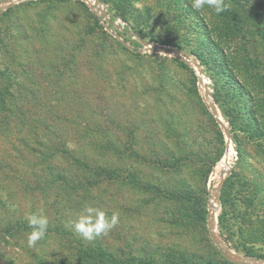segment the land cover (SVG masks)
Here are the masks:
<instances>
[{
  "label": "rangeland",
  "instance_id": "374dc122",
  "mask_svg": "<svg viewBox=\"0 0 264 264\" xmlns=\"http://www.w3.org/2000/svg\"><path fill=\"white\" fill-rule=\"evenodd\" d=\"M102 1L137 33L138 47L129 49L107 35L81 0L6 1L0 8V110L15 100L36 121L29 124L33 130L34 125L51 127L41 137L99 164L113 159L111 144L117 142L126 151L137 143L138 155H156L167 163L173 161L172 152L198 199H207L206 211L208 195L201 192L207 191V162L215 161L209 174L215 172L226 151L225 138L234 137L239 156L232 143L233 153L227 150L231 167L221 174L220 184L221 194L234 170L225 208L229 242L221 237L217 219L214 237L208 213L204 229L164 224L154 202H145L148 196L109 181L88 186L82 204L76 205L51 180L48 187L39 186L46 177L36 179L26 152L16 156L8 151L7 133L0 130V157L11 154L16 169L0 188L5 190H0L1 203L10 205L0 207L1 227L7 223L16 229L11 237L7 232L4 239L0 236V264H67L74 262L79 246L96 243L121 258L157 251L158 257L167 248L204 258L220 254L234 264H264V0H223L220 14L194 9L192 0ZM159 47L200 55L208 87L221 107L213 100L216 116L191 66L183 67L176 53ZM166 123L183 130L185 146L172 144ZM57 163L65 167L62 158ZM137 167L140 173L165 178L151 164ZM75 170L67 166L66 173ZM81 173L78 181H83ZM86 205L103 211L109 222L113 216L117 220L92 241L71 227ZM221 211L220 202L217 218ZM29 214L48 219L45 237L32 247L26 238ZM18 223L24 227L17 228ZM244 249L253 257L244 256Z\"/></svg>",
  "mask_w": 264,
  "mask_h": 264
},
{
  "label": "trees",
  "instance_id": "16d2710c",
  "mask_svg": "<svg viewBox=\"0 0 264 264\" xmlns=\"http://www.w3.org/2000/svg\"><path fill=\"white\" fill-rule=\"evenodd\" d=\"M114 16L125 20L115 11ZM99 27L101 28L100 25ZM135 34L137 35V33ZM134 44L138 47L137 43ZM163 45L171 46L169 44ZM174 47L178 48L177 46ZM188 53L193 55L203 66V59L200 55L194 51H188ZM180 64L183 67H187L182 61H180ZM204 73L206 77L210 78L206 69H204ZM211 95L214 102L221 110L213 91ZM23 98L24 97L21 99ZM16 101L18 102V99ZM0 102H4L2 97H0ZM12 105L13 106L10 108L2 107L0 110V130H3V133H7V137H3V139L10 144L8 151L16 156L20 155L22 152H26L30 158L27 161L30 162V167L32 166V169L30 170L33 174H36V179L40 177L44 181V178L46 177L44 184L41 183V181H38V185L42 186V188H44L43 185L47 186L48 181L51 180L50 182L58 187L68 201L73 202L76 205H81V200L85 199L88 186L90 185L97 186L102 182L109 181L116 183L121 187L129 186L131 189L139 192L140 195L148 196L147 199H145L146 203L152 200L155 204L154 207L160 209L162 218L159 219V222L179 228H189L190 226L197 227V225L199 227L201 225L204 229L207 214L205 207L207 205V199L205 198V201H200L198 199L196 189H194L193 184L187 179L188 177L184 175L186 169L182 166V161L180 158L174 156L172 152L170 153V158L173 159V161L167 163L168 159L161 160L156 155H153V159L147 157V154L138 155L136 152L140 151L141 148H138L137 143L129 145L126 151V146L121 142H117L115 145L111 144V147L114 150L111 154L114 157L110 162L99 164L98 162L89 159L87 156L80 159L75 156V151L73 149L62 144L60 141L49 142L41 137L40 134L42 132H51V127H47V125H34L36 130H33V126L29 124L31 122L35 123L36 121H32L31 116L28 115L27 111H25V109H20L15 100H12ZM165 126H167L165 127V130L171 132V138L175 141L172 142V144L175 146L186 145L183 141V130L180 132L178 131V128H173V126H170L168 123H166ZM180 126L183 128L181 123ZM149 132H152L150 135H152L151 138L153 137L152 140H154L155 136H153L154 132L152 123ZM2 136L4 135H1V137ZM232 143L235 146L236 154L239 156L234 137H232ZM108 147H110L109 144ZM103 150H107V146L103 147ZM10 155L11 154L9 153H5L0 157V188H3L5 184L8 185L11 180L10 175L16 173V169L11 165L12 157ZM61 158L64 162V168L57 163ZM186 161H188V159ZM214 162V160L207 162V167L203 174L204 179L208 177ZM141 163L151 164V166L159 171V173L165 175V178H160L159 175H146L140 173V171H136L137 165H140ZM127 164L128 168L126 166ZM67 166L74 167L76 172L69 173L67 171L68 173H66ZM125 169H129V172ZM78 171L82 172L81 178L83 181H78V175H76ZM233 173L234 170L232 171L231 176ZM168 174L176 176V179H170V181L169 177L166 176ZM231 176L225 180L222 187L220 194L222 211L217 218L220 235L226 242L229 241L225 237L224 232L227 226L225 208L229 203L227 197H229V192L233 185V183L229 182L231 181ZM41 190L43 189H39V191ZM201 193L205 194L206 197L208 195L207 191ZM138 202L141 204V199ZM168 205H173V208L168 210ZM9 206L10 205L6 204V202L1 203L0 201V207L4 208ZM170 211L171 213H169ZM166 214H169L168 216L170 217L165 216ZM24 224L25 223H18L17 228L24 227ZM1 225L2 223L0 222V236L3 237V239L6 237L5 232H7L8 237L13 236L12 234L16 229H12L13 227L7 223H3L2 227ZM3 227H5V229ZM25 227L26 231L32 230L28 226ZM233 246V248L238 251L239 247H235L234 244ZM171 250L167 248L164 249L158 257H156L157 251L152 254L144 253V255L141 254L135 256L125 255L121 258L114 252L109 251L102 244L96 243L90 247L79 246L76 251V259L74 262L67 264H234L224 259L220 254H218V258L214 259L212 256L204 258L199 257L197 254L191 255L189 253H180L178 251L171 253ZM242 253L246 257H253L252 253L248 250L244 249V251L242 250Z\"/></svg>",
  "mask_w": 264,
  "mask_h": 264
},
{
  "label": "built area",
  "instance_id": "2783aa9c",
  "mask_svg": "<svg viewBox=\"0 0 264 264\" xmlns=\"http://www.w3.org/2000/svg\"><path fill=\"white\" fill-rule=\"evenodd\" d=\"M6 1L0 0V8H2L3 6H6L4 5L7 3ZM12 1L15 2V0H12ZM81 2L85 5L88 11L94 16V18L96 19L98 24L101 26L103 31H105L109 36L113 37L114 39H116L117 41L126 45V47H129V48L132 44L138 42L137 35L131 30L129 25L124 20H122L120 17L114 16V11L113 9H111L109 5L102 2L101 0H81ZM189 55L190 57H185L181 59V61L184 64L191 66V68L193 69L198 79V82L201 85L202 84L204 85V86H201V88L204 91L207 104L213 105L215 107L213 99H212V95H211L212 91L208 87L209 82L207 81L204 70L200 62L193 55L191 54ZM189 59H191L192 61H190ZM225 143L227 146H226V151L224 155L222 156V158L225 156L228 149H230L233 153V145H232L231 139L227 140L225 138ZM230 164L231 162L229 163V167H231ZM229 167H228V170H229ZM223 177L224 176H222L221 178L218 177L216 171L215 172L212 171L209 174L208 179H207L208 207H209L210 199H212L215 192H217V195H218V188L220 187ZM219 199H220V194H219Z\"/></svg>",
  "mask_w": 264,
  "mask_h": 264
},
{
  "label": "clouds",
  "instance_id": "9594fccd",
  "mask_svg": "<svg viewBox=\"0 0 264 264\" xmlns=\"http://www.w3.org/2000/svg\"><path fill=\"white\" fill-rule=\"evenodd\" d=\"M137 7H140V5H137ZM192 7L197 10L207 7L216 14H220L225 10L223 0H192ZM116 222L115 216H113L111 222H109L105 219L103 211L86 205L83 212L72 222L71 227L74 232L83 239L92 241L97 236L107 233L115 226ZM27 224L28 227L32 229L27 233V243L29 247H32L45 237L48 219L45 216L29 214L27 216Z\"/></svg>",
  "mask_w": 264,
  "mask_h": 264
},
{
  "label": "bare ground",
  "instance_id": "6f19581e",
  "mask_svg": "<svg viewBox=\"0 0 264 264\" xmlns=\"http://www.w3.org/2000/svg\"><path fill=\"white\" fill-rule=\"evenodd\" d=\"M192 61L191 59H189ZM230 151L226 153V155L222 158V160L218 163L216 168V173L218 177H221V174L224 173L229 167V160H230ZM208 221L211 223V231L214 237H217V230H216V219L218 213V195L217 192L213 195L212 199L209 202L208 208ZM219 238V237H218ZM235 256V255H234Z\"/></svg>",
  "mask_w": 264,
  "mask_h": 264
},
{
  "label": "water",
  "instance_id": "95a60500",
  "mask_svg": "<svg viewBox=\"0 0 264 264\" xmlns=\"http://www.w3.org/2000/svg\"><path fill=\"white\" fill-rule=\"evenodd\" d=\"M126 46V45H125ZM129 48V47H128ZM130 49V48H129ZM158 50V49H157ZM159 50H161V51H167V52H171V53H176L179 57H180V59H183V58H185V57H190V55L188 54V53H186V52H183V51H177V50H169V49H166V48H164V47H159ZM211 107H212V109H213V114L216 116L217 115V112H216V110H215V107L213 106V105H210ZM223 183V180L221 181V184ZM220 189H221V185H220V187L218 188V203H219V206H220V199H219V194H220ZM207 224H208V227H209V221H208V216H207ZM211 236H212V238H214L213 237V235L211 234ZM214 242H215V240H213ZM238 264H240L241 262H237ZM255 263H258V262H255Z\"/></svg>",
  "mask_w": 264,
  "mask_h": 264
}]
</instances>
